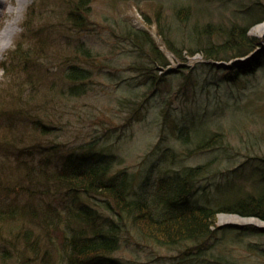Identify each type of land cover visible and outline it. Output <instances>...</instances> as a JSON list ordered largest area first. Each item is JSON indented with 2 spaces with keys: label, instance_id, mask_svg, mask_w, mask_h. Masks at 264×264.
<instances>
[{
  "label": "rangeland",
  "instance_id": "rangeland-1",
  "mask_svg": "<svg viewBox=\"0 0 264 264\" xmlns=\"http://www.w3.org/2000/svg\"><path fill=\"white\" fill-rule=\"evenodd\" d=\"M253 1L264 2V0H92L86 16L91 30L79 32L73 30L69 23L62 19L66 12L59 6L58 0H26L20 8L18 1L8 0L4 6H0L2 10L0 26L14 17H17V23L8 46L0 52V133H4V137L0 138V163H3L0 164V174L7 172L6 177L9 179L7 183L12 182L10 185L3 182V187L9 185V191L13 187L11 197L27 198L28 192L35 191L33 188H36L37 184L36 179H33L31 184L25 180L26 167L33 164L32 169L37 170L44 161L49 167H60L65 163L68 154L71 153L75 157L90 150L91 153L109 155L113 159L111 173L127 170L133 187L136 183L145 181L154 184L159 178L171 175L175 171L203 165L202 172L193 178V186L187 197V202L195 205L215 207L217 201L231 196L232 183L239 186L249 185V180L244 175H248L250 169L241 170L242 164L249 160L248 157L264 156V145L256 146L254 149L238 148V145L243 140L242 136L264 132V68L253 80V86L245 77H242V82L238 84H229L226 81L215 84L213 80L206 79L207 68L203 65L207 62L199 52L188 55L187 51L183 50L184 59L174 56L160 34L158 20L161 18L165 23L168 34L175 31L177 35H181L185 24L183 22L179 24L183 16L178 18L174 15V9L179 6L178 4L182 3L186 7L190 3L194 5V10L191 11L193 14L190 12L192 16L186 21L188 26V23L192 25L194 22L200 24L205 21L229 24L236 14ZM33 5L35 9L32 8ZM10 6L17 8V11L8 12ZM145 15L149 16V22ZM115 20L127 22L131 27L149 33L168 59V64L158 72L160 80L153 83V76L152 80L145 79L140 77L138 72L128 68L135 60L134 53L130 51L129 46L120 42L121 37L111 36L110 29L103 26L106 24L117 28ZM39 22L41 30L37 31L32 40L30 36L33 28L39 25ZM262 22L264 20L253 24L248 29V34L263 40L261 43L264 47V34L260 35L254 30V26ZM170 36L175 38L174 33ZM32 41L35 42L34 45ZM76 42H83L94 52L102 54L107 65H85L92 69L91 77L86 80V90L77 97L60 93V98L55 97L52 100L48 95H51L50 87L54 81L59 87L60 83H63L65 89L69 87V82L63 79V75L70 66L67 58L71 55L73 44ZM25 44H31L32 50L28 53L30 59L19 60L21 52L18 54L20 51L18 48ZM220 62L225 64V68L231 65V61ZM188 68L194 69V72H189ZM179 69H182V72H167ZM26 70L31 73L33 80L31 83L35 85L38 97L25 109L35 116L39 112L36 108L39 107L40 100L48 96L46 102L52 115L44 118V122L47 123L45 128L38 122L39 128L35 126L34 128V124L30 123L32 120H28L27 115H23L20 120L17 110L12 107L13 95L20 91L21 87L17 84L20 81L18 77L23 78V75L27 74ZM31 83L24 86L22 97L29 96L32 91ZM125 99L132 102L125 103L123 102ZM167 102L170 103L166 106ZM240 108L244 109L239 111ZM207 111L209 117L206 122L213 119L214 126H218L215 131L220 130L226 134L224 141L228 142L227 148L189 153L187 148L193 147V144L189 146L181 143L170 127L172 119L178 123L177 125L189 129L195 127L196 122H188L186 117L194 114L197 119ZM237 112H243L242 114L247 117L240 120L239 116H236ZM7 114L10 116L6 117ZM203 122L204 120L200 125H203ZM8 124H11V131L4 130L7 128L4 125ZM258 139L256 138L257 141ZM262 141L264 144V139ZM223 150L227 151V155ZM172 153H176L177 156L172 158ZM90 159L95 160L93 156ZM28 187H32L31 190H26ZM42 189L45 190L46 186ZM6 195L8 196V193ZM96 196L91 199L81 196V200L85 204L93 205L95 200L100 201L103 198L99 194ZM233 196L234 194L231 197ZM156 207L160 212L162 207L160 209ZM219 213L216 215L218 227L230 224H253L264 227V221L254 216L241 217L256 218L260 223L229 221L220 223V214L226 212ZM10 222L9 220V223L1 224L8 229ZM126 222L120 244L110 257L129 264H181L184 254L188 252L187 248L198 245L193 242H187L183 246L163 245L143 234L139 227L133 225L130 217L127 216ZM222 233V230L216 232L217 242H233L235 256L245 258L246 264H259L255 256L239 249L237 241L231 238L232 231L226 232L225 237ZM234 234L237 232L234 231ZM238 240L247 243L264 240V237L244 234ZM214 242H205L204 247L209 246L207 251H210V244ZM4 261L12 264L11 261ZM1 262L2 259L0 264Z\"/></svg>",
  "mask_w": 264,
  "mask_h": 264
},
{
  "label": "trees",
  "instance_id": "trees-1",
  "mask_svg": "<svg viewBox=\"0 0 264 264\" xmlns=\"http://www.w3.org/2000/svg\"><path fill=\"white\" fill-rule=\"evenodd\" d=\"M58 2L66 12L62 19L69 23L73 30L79 32L91 30L86 16L90 11L92 0H58ZM178 5L174 9V15L178 18L183 16L179 24L182 22L185 24L181 35H177L175 31L168 34L165 23L158 16L160 34L163 35L164 42L174 56L184 59L183 50H186L188 55L199 52L207 62L203 65L207 68L206 79L213 80L215 84H219L220 81L238 84L242 82V77H245L253 86V80L264 68V47L261 43L263 40L248 34V29L264 20V2H251L236 14L229 24L205 21L200 24L194 22L192 25L188 23V26L186 21L192 16L194 5L193 3L187 4V7L182 3ZM32 8L36 7L33 5ZM40 17L42 18L43 14ZM148 17L145 15L149 22ZM115 21L117 28L106 24L103 26L110 29L111 36L121 37L120 42L129 46L130 51L134 53L135 60L128 65V68L138 72L140 77L145 79L152 80L153 76V83L160 80L158 72L168 64V59L149 33L135 29L127 22ZM169 27L172 28L171 25ZM40 28L39 22V25L33 28L30 36L32 40L37 31L41 30ZM172 33L175 34V38L170 36ZM34 43L32 41V45ZM30 46L31 44H25L18 48L20 50L18 54L21 52L19 60L30 59L28 56L32 50ZM36 46L38 47V44ZM213 61H231V65L225 68L217 66ZM67 62L70 66L65 70L63 79L69 82V87L63 88V83H60L61 87H59L54 81L50 87L51 95H48L52 100L59 97L60 93L77 97L86 90V80L91 77L92 69L85 65H107L102 54L94 52L83 42L73 44ZM188 69L189 72H194V69ZM27 71L23 78L18 77L20 81L17 84L21 87L20 91L13 95L12 107L17 110L20 120L23 115H27L28 120H32L30 123L34 124L33 127L39 128L38 123H40L45 128L47 123L44 122V118L52 115L46 102L48 96L43 98L44 101L40 100L39 107L36 108L40 115L37 112L33 116L29 114L28 109H25L38 97V91L31 83L33 82L31 73ZM167 72H182V69ZM28 83H31L32 91L29 96L22 97L24 86ZM123 102L132 101L125 99ZM169 103L167 102L166 106ZM243 109L240 108L239 111ZM208 112L197 119L194 114L187 116L186 121L196 122L195 127L189 129L177 125L178 123L172 119L170 127L181 143L189 146L193 144V147L187 148L189 153L227 148L228 142L224 141L226 134L220 130L215 131L218 126H214L213 119L206 122L209 117H207ZM242 113H235L240 120L247 117ZM203 120V125H200ZM4 126H7L4 128L5 131L6 129L11 131V124ZM3 137L4 133H0V138ZM256 138H259L258 141ZM241 139L243 140H240L238 148L261 147L264 145L262 141L264 132L245 135ZM223 151L227 155V151ZM91 156L95 160L90 159ZM176 156V153L171 154L172 158ZM248 159L242 164L241 170L250 169V173L244 175L250 184L239 186L232 183L234 196L231 197V194L230 197L225 198L226 201L225 199L217 201L215 207L187 202L193 186L192 180L202 172L203 165L175 171L171 175L159 178L154 184L145 181L136 183L133 187L134 184L131 186L127 170L110 172L113 159L109 155L91 153V150L84 151L82 155L77 154L75 157L70 153L60 167H49L44 161L37 170L32 169L33 164L25 168V180L31 184L33 179H36L35 184H37L36 188H33L35 191L28 192L27 198L11 197L10 192L13 187L9 191V185L12 182L7 183L8 173L3 172L0 174L1 264H7L4 260L11 261L12 264H129L110 257L120 244L127 216L132 219L135 227H139L143 234L154 242L176 246L186 245L187 242L197 243L198 245L187 248L188 252L184 254L181 264H246L245 258L240 259L233 253V242H217L216 232L219 230L223 231L224 237L227 235L226 232L232 231L231 238L237 241L239 249L255 256L259 264H264V240L247 243L238 240L244 234L264 237V227L253 224H230L219 227L216 225V215L219 212L254 216L264 221V156H251ZM3 182L9 185L3 187ZM18 182L22 186L21 181ZM43 186H46L45 190L42 189ZM31 188L28 187L26 190ZM52 194H56L57 197ZM97 194L103 198L100 201L95 200L93 205L85 204L81 200V196L91 199L97 197ZM156 206L159 209L162 207L160 212ZM9 220L11 222L7 229L1 223H9ZM234 231L237 234H234ZM207 241H215L210 244V251L206 250L208 245L204 247Z\"/></svg>",
  "mask_w": 264,
  "mask_h": 264
},
{
  "label": "bare ground",
  "instance_id": "bare-ground-1",
  "mask_svg": "<svg viewBox=\"0 0 264 264\" xmlns=\"http://www.w3.org/2000/svg\"><path fill=\"white\" fill-rule=\"evenodd\" d=\"M16 1H18L17 3L19 4L18 8H20L21 6H23V4L26 3V0H23V1L16 0ZM7 2L8 0H0V6L1 7L4 6L5 3ZM12 11H17V8L10 6L8 8V12H12ZM15 23H17V17H14L11 21L2 23V26H0V52H2L8 46L10 42V38L15 31ZM254 30H256L260 35L264 34V22L259 23L256 26H254ZM219 218H220L219 220L220 223H224L228 221L229 222H242V223H246V222H255V223L259 222L260 223V220L258 221V219L256 218H252V217L243 218L241 216H238L237 214H229V213L220 214Z\"/></svg>",
  "mask_w": 264,
  "mask_h": 264
},
{
  "label": "water",
  "instance_id": "water-1",
  "mask_svg": "<svg viewBox=\"0 0 264 264\" xmlns=\"http://www.w3.org/2000/svg\"><path fill=\"white\" fill-rule=\"evenodd\" d=\"M213 63H215L217 66H225V64L223 62H220V61L219 62L218 61H213ZM168 68H170V67L168 66Z\"/></svg>",
  "mask_w": 264,
  "mask_h": 264
}]
</instances>
